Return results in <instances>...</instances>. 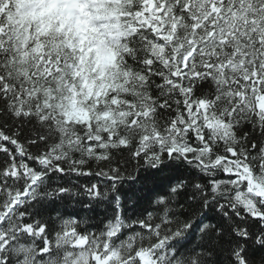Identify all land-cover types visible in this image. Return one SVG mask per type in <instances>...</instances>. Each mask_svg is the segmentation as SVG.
Masks as SVG:
<instances>
[{
	"label": "snow or ice",
	"instance_id": "1",
	"mask_svg": "<svg viewBox=\"0 0 264 264\" xmlns=\"http://www.w3.org/2000/svg\"><path fill=\"white\" fill-rule=\"evenodd\" d=\"M0 264H264V0H0Z\"/></svg>",
	"mask_w": 264,
	"mask_h": 264
}]
</instances>
